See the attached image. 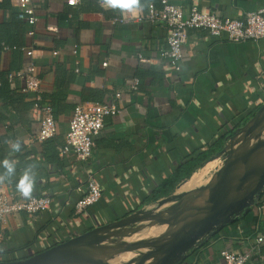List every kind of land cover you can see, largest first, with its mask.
Returning <instances> with one entry per match:
<instances>
[{"label":"crops","instance_id":"1","mask_svg":"<svg viewBox=\"0 0 264 264\" xmlns=\"http://www.w3.org/2000/svg\"><path fill=\"white\" fill-rule=\"evenodd\" d=\"M112 1L80 0L68 6L65 0H32L38 19L30 34L31 25L17 17L14 0H0V45H8L0 49V75L21 68V48L34 47L42 95L50 101L56 122L51 154L45 140L35 139L38 114L30 95L11 105L0 98L2 154L8 163L21 161L15 166L19 182L32 177L27 194L21 188L12 191L1 176L0 187L18 197L47 194L51 199L48 211L14 212L0 220V260L26 257L162 200L166 196L150 198L184 160L222 136L225 145L264 103V37L234 42L224 33L213 36L206 29L190 28L180 68L174 69L161 53L167 47L166 28L136 18L113 23L117 10ZM126 1L129 11L139 14L149 0ZM168 1L185 10L195 5L231 18L264 7V0ZM134 77L140 82L130 91ZM22 83L15 79L9 84L15 95L23 94ZM116 91L121 93L115 99L121 112L105 116L90 157L59 154L73 105L103 101ZM216 155L170 194L181 193L183 184L189 186L192 176L216 161ZM88 177L99 185L101 196L75 212ZM260 204L264 187L253 202L201 236L172 264H225L223 249L248 252L244 264H264V245L254 242L262 225Z\"/></svg>","mask_w":264,"mask_h":264},{"label":"built area","instance_id":"2","mask_svg":"<svg viewBox=\"0 0 264 264\" xmlns=\"http://www.w3.org/2000/svg\"><path fill=\"white\" fill-rule=\"evenodd\" d=\"M80 0H65L68 6H75ZM17 6V17L31 25L28 33H33V26L37 15L32 0H14ZM112 6L117 10L111 17V22H126L130 18L143 19L152 23L161 24L166 28L167 47L162 50V55L174 69L180 68L183 57L182 47L187 39L190 28H203L213 36L226 34L230 41L238 42L248 39L256 40L264 37V7L246 11L240 18L223 17L213 12H202L195 5L185 10L181 5L159 0L158 4L149 0L145 9L139 14H132L130 4L126 0L112 1ZM8 45L2 42L0 49L6 50ZM25 60L21 68L9 71L6 78L9 84L15 79L21 80V91L30 95L32 108L38 114V130L35 139L39 141L52 137L56 131V122L52 113V106L47 98L42 95L41 77L39 75L36 53L34 47H22ZM57 53V51H54ZM106 65V61L102 62ZM139 78H132L128 84L130 91H135L139 85ZM121 95L116 91L114 97L107 96L103 101L79 100L72 108L68 128L64 133L62 144L59 145V154L73 153L81 160L90 157L94 145V136L104 125L105 116L117 115L121 112V105L117 98ZM101 196L99 185L90 177L87 179L85 193L74 203V211L79 212L88 205L95 203ZM49 195H28L18 197L14 192L0 187V220L14 212L36 214L50 209ZM262 219L261 228L254 236L257 246L264 245V204L259 205ZM225 264H244L249 258L248 252H236L223 249L220 251Z\"/></svg>","mask_w":264,"mask_h":264},{"label":"water","instance_id":"3","mask_svg":"<svg viewBox=\"0 0 264 264\" xmlns=\"http://www.w3.org/2000/svg\"><path fill=\"white\" fill-rule=\"evenodd\" d=\"M263 122L264 103L251 119L231 134L227 143L220 149V154H225V160L217 168L216 178L160 200L165 202L175 198L179 200L174 204L176 208H172V213L168 216L139 209L133 214L91 227L26 257L0 260V264H113L99 256L89 254L87 248H94V243L103 237L101 235L103 231L126 227L145 218L177 228L174 232H164L155 239H143L126 244L121 249L122 252L146 247L147 250L137 256L134 264H172L179 254L194 245L201 236L228 222L234 213H238L253 202L264 187V158L260 157V153L264 151V137L255 140L249 146H243L238 151L231 147L239 133L249 136ZM205 193L207 196L205 203L195 202L197 197ZM149 259L152 261L148 262Z\"/></svg>","mask_w":264,"mask_h":264},{"label":"rangeland","instance_id":"4","mask_svg":"<svg viewBox=\"0 0 264 264\" xmlns=\"http://www.w3.org/2000/svg\"><path fill=\"white\" fill-rule=\"evenodd\" d=\"M251 137H252V134L249 136H245L244 133H239L236 136V138L234 139V141L232 142L233 146H231V147H233V149L235 151H238L243 146H249L251 144L250 143ZM216 158H217V161H214L213 163L208 165V167L205 168L203 171L196 172L192 176V178L190 179V182L188 183L189 186L186 185L187 183H185V184H183V186L180 188L179 191L184 192L186 190L198 187V186L203 185L204 183L210 181V178L216 172L217 168L220 167L224 163L225 154H217ZM175 199L168 201V202L158 200V201H155V202H152V203L146 205L142 210H143V212L161 213L164 217H166L172 213V210H171L172 208L173 209L176 208L174 206V204H176ZM152 224H163V225H165L164 223L154 222L153 219L145 218V219L139 220L137 222L131 223L130 225H128L126 227L103 231L101 233V235L103 237L101 239H99V241H96L94 243V248L93 247L88 248V253H94V252L102 253V256L104 258H108L114 264H134L137 260V256L142 251L147 250V248L144 247L142 249L129 250V251H125V252H122L121 249L126 244H130L132 242H137V241H140L143 239L154 238V237L144 238L142 235L138 234V230L142 226L144 227V226H149ZM166 225H168V224H166ZM169 228H172V226L169 225L168 227H166V226L157 227V230L159 232V236L161 235L162 232H165ZM67 264H73V263H67ZM74 264H76V263H74Z\"/></svg>","mask_w":264,"mask_h":264},{"label":"trees","instance_id":"5","mask_svg":"<svg viewBox=\"0 0 264 264\" xmlns=\"http://www.w3.org/2000/svg\"><path fill=\"white\" fill-rule=\"evenodd\" d=\"M15 49H20V47L15 46L14 50ZM8 72H4L2 75H0V98L4 101L5 104L11 105L13 101H18V100L22 101V98L25 93L15 95L12 92L6 78ZM225 139L226 136H222L220 139L216 140V142H214L213 144L206 146L203 150H200V152L195 153L194 155H190L186 160L183 161V163H181V165L175 171V173L172 176H170L167 180H165L161 184V186L158 187L152 193L150 200L154 201L162 195L168 196L170 193H172L177 183L187 180L191 176V174L194 171H196L199 167H201L210 157L220 152V149L224 145ZM55 143L56 142L54 141V138L50 137L44 141V148L45 147L48 148L51 154H55V150H54ZM25 161L27 162L26 159ZM19 162L21 161L19 160L13 163L10 161V163H8L6 158L2 154V149L0 148V176L3 179V181H5L9 185L12 191L20 188V182H19L20 180L16 178L17 172L15 169V166ZM9 165L11 166V171H9L8 168Z\"/></svg>","mask_w":264,"mask_h":264},{"label":"bare ground","instance_id":"6","mask_svg":"<svg viewBox=\"0 0 264 264\" xmlns=\"http://www.w3.org/2000/svg\"><path fill=\"white\" fill-rule=\"evenodd\" d=\"M252 134V137H251V141L250 143L254 142L255 140L259 139V138H262L264 137V122L253 132L251 133ZM247 145V144H246ZM260 157L261 158H264V151H262L260 153ZM210 161V160H209ZM208 161V162H209ZM217 161V160H216ZM207 162V163H208ZM218 166V165H217ZM214 178H216V172L213 174V176L210 178V180H213ZM177 199V198H176ZM175 199V202L178 203L179 200H176ZM207 201V196H206V193L197 197L195 199V202L197 203H205ZM166 211V210H165ZM165 224V223H164ZM163 226H166L168 227L169 225H163V224H152V225H149V226H142L139 230H138V234L142 235L144 238H151V237H154L152 239H155L157 237H159V232L157 230V227H163ZM177 227H172V228H169L168 230H166L165 232H169V233H172L176 230ZM164 232H162L161 234H163ZM133 235V234H132ZM131 235V236H132ZM90 248V247H88ZM87 248V250H88ZM125 252V251H124ZM116 253V252H115ZM89 254H92L94 256H99L100 258H102L103 260H106V261H109L110 263H113L112 261H110L108 258H104L102 256V253H89ZM108 259V260H107ZM152 259H150L148 262H151ZM114 264V263H113Z\"/></svg>","mask_w":264,"mask_h":264},{"label":"clouds","instance_id":"7","mask_svg":"<svg viewBox=\"0 0 264 264\" xmlns=\"http://www.w3.org/2000/svg\"><path fill=\"white\" fill-rule=\"evenodd\" d=\"M114 2H119V0H114ZM8 168H9V171H11V166L10 165L8 166ZM31 182H32V177L28 176V175H26L24 180H22L20 182V188L22 189V191L25 194H27L29 192V186H30Z\"/></svg>","mask_w":264,"mask_h":264}]
</instances>
